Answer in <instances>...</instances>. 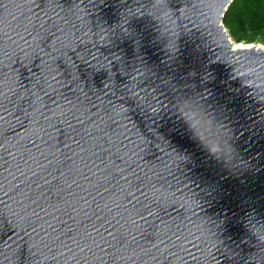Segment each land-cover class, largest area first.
Masks as SVG:
<instances>
[{
	"label": "water",
	"instance_id": "1",
	"mask_svg": "<svg viewBox=\"0 0 264 264\" xmlns=\"http://www.w3.org/2000/svg\"><path fill=\"white\" fill-rule=\"evenodd\" d=\"M232 2L0 0V264H264V48ZM127 146L165 194L131 221Z\"/></svg>",
	"mask_w": 264,
	"mask_h": 264
},
{
	"label": "clouds",
	"instance_id": "2",
	"mask_svg": "<svg viewBox=\"0 0 264 264\" xmlns=\"http://www.w3.org/2000/svg\"><path fill=\"white\" fill-rule=\"evenodd\" d=\"M33 19H37L38 22L43 24V20H41L39 17H35V15H33ZM44 19H47V17L45 16ZM3 55L5 60L0 62V97L6 96L7 94H10L15 88L20 87V84L15 77V71L11 66V63H14V60H12L11 63L8 62V60L11 59L8 51H5ZM25 55H27V53H25ZM3 69H7V71H3ZM120 159L127 168H132L133 171L129 174V179L127 182L118 190V193L116 194L117 200H120L127 195H131L134 191L141 192V188L144 189V191L141 192V198L136 200L138 207L133 205L131 207L124 206L123 210L125 216L129 221H131V218L136 217L141 210L148 211L150 214L155 215L157 209L154 205L157 202H160L161 197L165 194L151 184L150 177L147 179L144 178L145 168L140 164L136 152L133 151L132 146H127L126 150L122 152ZM14 224L17 228L22 229L25 226V218L16 219ZM167 230L168 226L166 225H161L158 228L159 234H163ZM261 239H264V237H261ZM30 246L31 248L35 247V245ZM36 251L38 252L39 249H36ZM146 252L147 249H141L139 253L133 252L125 256H120L118 257V260L121 262V264H123L125 260L128 261V264H137V262L138 264H160V259L166 258V256L163 255L164 252L162 251L150 258H142ZM167 255H172V253H168ZM158 256L160 259H157ZM172 264H179V257H176V259L172 261Z\"/></svg>",
	"mask_w": 264,
	"mask_h": 264
},
{
	"label": "trees",
	"instance_id": "3",
	"mask_svg": "<svg viewBox=\"0 0 264 264\" xmlns=\"http://www.w3.org/2000/svg\"><path fill=\"white\" fill-rule=\"evenodd\" d=\"M223 25L236 42H264V0H233Z\"/></svg>",
	"mask_w": 264,
	"mask_h": 264
},
{
	"label": "rangeland",
	"instance_id": "4",
	"mask_svg": "<svg viewBox=\"0 0 264 264\" xmlns=\"http://www.w3.org/2000/svg\"><path fill=\"white\" fill-rule=\"evenodd\" d=\"M232 41L237 43V44H244L245 46H251V47H260V48H264V42L262 41H256L254 43H245V42H236L233 38H232Z\"/></svg>",
	"mask_w": 264,
	"mask_h": 264
},
{
	"label": "bare ground",
	"instance_id": "5",
	"mask_svg": "<svg viewBox=\"0 0 264 264\" xmlns=\"http://www.w3.org/2000/svg\"><path fill=\"white\" fill-rule=\"evenodd\" d=\"M233 42V41H232ZM233 46L235 49H240V48H250L251 46H245L244 44H237L233 42Z\"/></svg>",
	"mask_w": 264,
	"mask_h": 264
}]
</instances>
